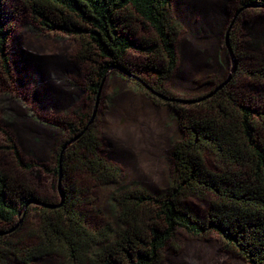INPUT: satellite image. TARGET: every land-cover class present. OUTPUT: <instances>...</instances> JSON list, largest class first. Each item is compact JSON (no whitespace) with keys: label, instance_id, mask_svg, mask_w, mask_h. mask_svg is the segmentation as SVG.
<instances>
[{"label":"trees","instance_id":"obj_1","mask_svg":"<svg viewBox=\"0 0 264 264\" xmlns=\"http://www.w3.org/2000/svg\"><path fill=\"white\" fill-rule=\"evenodd\" d=\"M25 2L45 29L79 38L80 57L89 64H98V69L92 71L87 85L90 110H79L78 122H63L68 137L53 170L59 176L61 200L49 201L32 193L20 195L11 189L9 176L0 171V224L4 225L0 238L16 227L23 214L40 210L42 242L36 254L62 252L67 264H160L165 247L180 230L196 237L215 234L225 249L236 252L246 264H264V105L242 103L233 87L234 77L223 88L217 90L225 80L192 98L200 100L190 106L207 111L204 114L187 111L189 106L165 101L146 88L148 85L156 93L176 98L170 82L179 65L177 37L181 24L173 14V0ZM6 3L0 0V66L9 75ZM242 7L264 10V0H242ZM135 19L152 31L151 37L138 36ZM231 51L238 69L234 46ZM131 52L148 58L138 71L149 75L152 82L129 67ZM247 58L259 66L250 73L263 84L264 55ZM112 70L134 81L155 102L171 104L183 136L170 150L171 186L160 193L136 184L118 189L114 197L119 208L117 222L102 221L93 226L83 207L81 183L69 184L66 176L68 162H75L79 170L103 184L121 188L125 180L123 167L107 155L98 118H93V103ZM7 140L10 144L0 145V152L11 151L24 170L35 166L23 159L10 137ZM68 144L72 148H65ZM207 156L215 162L216 170L209 167ZM190 199L206 203L203 215L191 208ZM14 247L0 240V264H4L1 259L10 260L16 255Z\"/></svg>","mask_w":264,"mask_h":264},{"label":"rangeland","instance_id":"obj_2","mask_svg":"<svg viewBox=\"0 0 264 264\" xmlns=\"http://www.w3.org/2000/svg\"><path fill=\"white\" fill-rule=\"evenodd\" d=\"M6 2L10 74H5L0 66V145L10 144V137L23 159L35 166L24 170L11 151L2 150L0 171L9 176L11 189L20 195L32 193L59 202L60 181L53 170L68 137L63 122H78L77 112L90 110L87 85L98 64H89L80 57L79 38L42 27L25 0ZM173 14L181 24L177 37L179 65L170 82L173 95L192 99L226 80L234 65V46L239 64L238 69L235 66L233 87L242 103L264 105V83L259 84L260 78L255 79L250 73L259 66L247 58L264 55V10L244 8L242 0H173ZM134 21L139 37L152 36L140 20ZM127 62L137 75L143 76L138 70L148 63V58L131 52ZM143 77L152 82L149 75ZM93 105V118H98L107 155L126 174L121 188H117L79 170L77 163L68 162V183H81L83 207L95 226L102 221L117 222L119 208L114 197L118 189L136 184L160 193L171 186L170 150L183 132L171 104L155 102L134 81L115 70L105 76ZM185 105L190 107L187 111L195 114L207 112ZM261 136L264 139V131ZM65 148L72 147L68 144ZM214 163L208 157L209 167L216 170ZM189 204L201 215L208 208L197 199H190ZM38 211L23 214L16 227L0 238L1 242L16 246L17 251L10 260L1 259L2 263L67 264L62 252L36 254L35 249L42 242ZM160 264L246 263L236 252L225 249L217 235L196 237L180 230L165 247Z\"/></svg>","mask_w":264,"mask_h":264},{"label":"water","instance_id":"obj_3","mask_svg":"<svg viewBox=\"0 0 264 264\" xmlns=\"http://www.w3.org/2000/svg\"><path fill=\"white\" fill-rule=\"evenodd\" d=\"M233 23V22H232ZM229 35V32H227V37ZM235 70H236V67L235 65H233V68L231 70V73L229 74V76L226 78V80L219 86V89L223 88L233 77V74L235 73ZM147 88L155 95L159 96L160 98L164 99V100H167V101H172V102H178V103H184V104H192V103H195L197 101H199L200 99H187V98H171V97H168V96H165L163 94H160V93H156V91H154L150 86L146 85ZM216 90V91H217ZM215 92L209 94V96H211L212 94H214Z\"/></svg>","mask_w":264,"mask_h":264}]
</instances>
